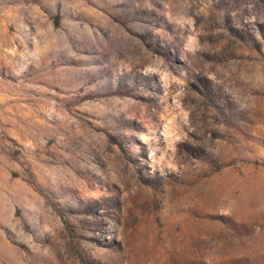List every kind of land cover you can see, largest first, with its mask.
I'll return each instance as SVG.
<instances>
[{
    "label": "rangeland",
    "instance_id": "1",
    "mask_svg": "<svg viewBox=\"0 0 264 264\" xmlns=\"http://www.w3.org/2000/svg\"><path fill=\"white\" fill-rule=\"evenodd\" d=\"M0 264H264V0H0Z\"/></svg>",
    "mask_w": 264,
    "mask_h": 264
}]
</instances>
